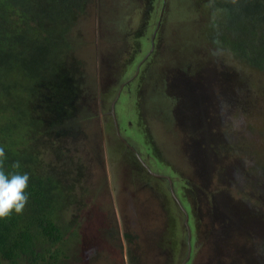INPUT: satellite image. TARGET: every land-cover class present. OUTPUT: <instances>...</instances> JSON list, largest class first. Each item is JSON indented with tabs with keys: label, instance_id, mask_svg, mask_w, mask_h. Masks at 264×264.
<instances>
[{
	"label": "rangeland",
	"instance_id": "374dc122",
	"mask_svg": "<svg viewBox=\"0 0 264 264\" xmlns=\"http://www.w3.org/2000/svg\"><path fill=\"white\" fill-rule=\"evenodd\" d=\"M211 2L89 0L85 11L70 19L69 39L74 33L71 46L80 71L75 76L87 85L75 105L79 109L65 128L79 137L71 135L66 140L63 161L47 151L40 157L44 170L56 171L69 162L77 172L82 167L77 193L61 214L65 225L74 220L77 233L72 238L74 233L70 234L63 248L70 256L67 264H130L124 237L128 232L138 237L142 264H177L179 259L169 262L166 252L173 241H178V249L183 242L173 225L181 210L168 207L172 204L164 206L173 198L162 183L155 185L148 171L142 173L140 157L127 155L114 141L113 153L109 152L101 126L100 109L106 108L98 104L99 91H105L111 81L106 90L116 92L121 86V92L143 59L148 60L141 71L148 74L149 98L142 97L136 107L146 144H141L134 128L141 125L133 123L134 101L127 96L117 99L118 114L123 112V125L136 131L123 130V134L135 143L131 142L143 159L149 158L151 150L166 166L162 170L149 159L156 173L158 168L172 177L188 204L194 238L187 264H264V111L260 110L264 108V73L236 68L233 54L210 39L209 23L216 17ZM143 27L149 35L142 46L135 37ZM124 61L132 64L130 72L128 65H121ZM162 85L188 109L180 110L179 100L176 109L167 99L157 100L152 91ZM197 119L202 122L201 131L195 127ZM188 120L194 126L187 125ZM240 120L239 127H234L233 121ZM206 133L224 142H209ZM54 139L55 146L62 144L60 137ZM106 231L118 234L105 237Z\"/></svg>",
	"mask_w": 264,
	"mask_h": 264
},
{
	"label": "trees",
	"instance_id": "16d2710c",
	"mask_svg": "<svg viewBox=\"0 0 264 264\" xmlns=\"http://www.w3.org/2000/svg\"><path fill=\"white\" fill-rule=\"evenodd\" d=\"M88 1L0 0V147L5 150L6 172L29 175L26 190L29 199L23 213L13 212L0 219V264H67L70 257L63 248L75 231L74 220L65 225L61 214L68 210L70 197L77 193L82 167L77 172L69 162L56 171L44 170L40 157L47 151L63 161L67 156L65 142L74 135L65 126L79 109L75 105L87 83L75 76L80 71L71 46L74 33L69 39L72 32L69 22L85 11ZM210 9L216 14L209 23L210 39L233 54L236 68L245 66L264 73V0H212ZM146 28H140L135 37L142 46L143 42L146 45L145 35H149L144 31ZM125 62L121 65H128ZM152 93L157 100L167 99L176 109L179 98L172 99L167 87L162 85ZM179 101L180 110L186 111L188 107ZM186 114L192 117L191 111ZM132 118L133 123H141L134 128L146 135L136 106ZM197 123L195 127L200 130V119ZM187 125L194 123L188 120ZM206 135L209 142H224ZM54 136L60 137L62 144L55 146ZM17 161L21 166L13 169L12 164ZM159 168L166 170V166ZM262 169L264 172L263 166ZM181 217L184 218L182 212ZM176 229L182 234L179 224ZM117 234L106 231L105 237ZM125 238L130 264H140L142 248L136 244L138 237L129 232ZM53 247L55 250L51 252Z\"/></svg>",
	"mask_w": 264,
	"mask_h": 264
},
{
	"label": "flooded vegetation",
	"instance_id": "af4514ba",
	"mask_svg": "<svg viewBox=\"0 0 264 264\" xmlns=\"http://www.w3.org/2000/svg\"><path fill=\"white\" fill-rule=\"evenodd\" d=\"M147 63H148V60L147 59H143L142 62L140 64H138V67L136 68L135 73H134V76H133L135 78L130 83H128L127 87L124 86L123 89L121 90V92H120V87L121 86L119 87V89L116 92L113 91V89L112 90H109V91L106 90L110 86L113 85V82H111V85L110 86L106 85L105 91H103V92L99 91V94H98L99 95V103L98 104L100 105V108L101 107L106 108V109H103V111L104 112L107 111L105 113L107 115H109V117H110V119L108 118V120H107V121H109V123L106 124V132L112 133L110 136L107 134L108 135L107 143H109L108 150H109V152L110 151H113V145L109 142V140H110L111 142L114 141V143H115L116 146H120V147L125 148V151H126V154L127 155H129L131 157L132 156L133 157H138V158L140 157L143 160V163L146 166H148L149 169L152 171V172L149 171L146 168V166L144 165L145 168L142 166L143 169H144V171H142V173L148 171L147 173L150 174V176H151L150 179L155 183V185H156V181L159 184L162 183V185H164V187H165L164 188V191L165 192H169L171 194L172 198H173V200L170 199L169 201H167L166 204H164V206H168V205L172 204V205H170L168 207L176 206V207H178L180 209V206L178 205V203L176 202V200L174 199V197L172 195V189H173L175 191V194H176L177 198L179 199L180 203L184 206V208L186 207L188 209L189 208L188 207V204L186 203L184 197H182L180 195V187H179V191H178L177 184L174 182V180L172 179V177L171 176H168V175H163V174H161V173L158 172L157 169L160 167L161 163H159V161L155 157H153L152 154H148L149 155V158L146 157V158H144L145 159L144 160L142 158L143 155L141 154V152H139L133 146L134 142L131 139H130L131 140L130 141L127 138V136H125L123 134V130H126V132L127 131H130V133H132V132H135L136 133V131H135L134 128H130L127 125H123L122 118H124V113L121 112V111H119L120 114H118L119 103L117 102L115 105H113V102L116 100V98H118V100H120V98L121 97L123 98L124 96H127L129 98L130 102H132L131 100L134 101V103L132 102V105L131 106H133V105L136 106L137 103H138V101L141 103L144 100L145 97L149 98L146 95V93L148 92V88L146 86V83L148 81V79H147V75L148 74L141 71V70H143V69L146 68V64ZM153 87H155V86H153ZM155 89L157 90L158 88H155ZM135 95H136V97H135ZM106 96H109V97H106ZM142 97H144V98L142 99ZM122 98H121V100H122ZM113 111H114V113H113ZM130 126H131V124H130ZM113 133H114V135H113ZM127 134H128V132H127ZM138 135L140 136V140L143 142L141 144H144L145 143V138H146L147 134L145 135L142 132L140 133L138 131ZM136 137H137V134H136L135 138ZM125 141H127V143L131 147ZM149 159H154L157 162V164H156V166L158 167L156 169L157 173L155 172V169H152L154 167V164L153 163H151V165L153 167H150L149 166V163H150V160ZM143 163H140V164L142 165ZM161 166H164V165H161ZM144 176H146V175H144ZM162 176L169 177L171 179V181H172V186H170V182L167 179L163 178ZM155 188H158V186H155ZM159 194L162 196L163 195V192H161ZM162 197H163V201H166L167 200V197L166 196H162ZM183 201H185L186 205L183 203ZM186 208H185V210L189 214V211ZM181 212H182V210H181ZM182 214H183V212H182ZM183 216H184V214H183ZM183 221H184V218L182 219L181 215L180 216L178 215V218H175L174 219V224H173L175 227L177 226V224H179L181 226V229H182V241H183L182 243H180L181 244V247L178 249V241H173L172 242L173 246H170V248H168V251L166 252V255L169 258V262H174L177 259V257L179 258L178 261H177V264H183L185 262V260L187 259V252H188L187 232H186V230L184 228ZM190 221H191V215L189 214V225L191 227V255H190V258H191L192 251H193V238H194V236H193V230H192V226H191V222ZM168 227H169V225H167L165 227V229H164V237H165V239L167 238V234H168L167 228ZM164 243H168L167 240H165ZM182 244H183V246H182ZM158 247L161 248L159 246V243H158ZM178 251L179 252H182V254H178ZM179 255H180V257H179ZM182 257H183V259H182Z\"/></svg>",
	"mask_w": 264,
	"mask_h": 264
},
{
	"label": "clouds",
	"instance_id": "9594fccd",
	"mask_svg": "<svg viewBox=\"0 0 264 264\" xmlns=\"http://www.w3.org/2000/svg\"><path fill=\"white\" fill-rule=\"evenodd\" d=\"M133 76L131 78L134 79ZM226 108L227 105H224L222 113ZM241 122L242 120L233 121L234 127H239ZM5 159V150L0 147V219L10 216L13 212L22 214L29 199L26 192L29 182L28 173L6 172L4 170ZM20 166L18 161L12 164L13 169H19Z\"/></svg>",
	"mask_w": 264,
	"mask_h": 264
},
{
	"label": "water",
	"instance_id": "95a60500",
	"mask_svg": "<svg viewBox=\"0 0 264 264\" xmlns=\"http://www.w3.org/2000/svg\"><path fill=\"white\" fill-rule=\"evenodd\" d=\"M133 78L130 79V81H128L129 83L132 81ZM108 86L111 85V81L107 84ZM117 99L113 102V105H115L117 103ZM113 109V108H112ZM114 113V111H113ZM109 117V115H107L103 109L100 110V117H101V126H102V129H103V136H104V139H105V143H107V140H108V135H107V132H106V123H109V121L106 122L105 120V116ZM106 122V123H105ZM109 142L113 145V142H111L109 140ZM127 143V141H125ZM128 144V143H127ZM129 145V144H128ZM130 146V145H129ZM131 147V146H130ZM145 165V164H144ZM146 166V165H145ZM146 168L151 171L149 169L148 166H146ZM152 172V171H151ZM112 173H111V178H112ZM163 178L167 179L169 182H170V186H172V181L169 177L167 176H162ZM111 188L113 189L114 188V185H111ZM172 195L174 197V199L176 200V202L178 203V205L180 206V209L182 210L183 214H184V221H183V224H184V228L187 232V244H188V252H187V259L185 260V262L183 264H186L189 260H190V255H191V227L189 225V214L188 212L185 210L184 206L180 203L179 199L177 198L176 194H175V191L172 189Z\"/></svg>",
	"mask_w": 264,
	"mask_h": 264
}]
</instances>
